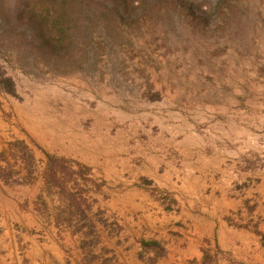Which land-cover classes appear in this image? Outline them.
<instances>
[{
  "label": "rangeland",
  "instance_id": "obj_1",
  "mask_svg": "<svg viewBox=\"0 0 264 264\" xmlns=\"http://www.w3.org/2000/svg\"><path fill=\"white\" fill-rule=\"evenodd\" d=\"M222 3L209 24L180 12L148 13L88 60L76 52L56 60L30 55L11 26L0 29V67L13 86L12 93L0 86L2 115L13 126L0 149V178L39 179L35 207L62 220L69 201L48 189L44 173L48 154L67 159L83 196L77 201L89 205L69 225L83 233L86 262L121 264L119 254L137 240L138 256L144 252L152 263L155 252L143 243L157 242L164 254L182 226L173 220L179 214L257 220L264 228V0ZM26 109L33 112L27 123L38 128L65 125L67 138L93 139L96 164L56 144L45 147L36 128L24 127ZM133 184L147 188L148 197ZM162 212L169 222H159V238L144 237L149 227L136 236L141 217ZM245 251L233 259L264 264L261 252ZM76 259L67 248L65 264Z\"/></svg>",
  "mask_w": 264,
  "mask_h": 264
},
{
  "label": "crops",
  "instance_id": "obj_2",
  "mask_svg": "<svg viewBox=\"0 0 264 264\" xmlns=\"http://www.w3.org/2000/svg\"><path fill=\"white\" fill-rule=\"evenodd\" d=\"M18 109L21 108L14 105L13 110L18 112ZM21 113L24 114H20L24 127L33 132L36 128L38 140L45 147L56 144L64 154L87 164H96L93 139H86L83 142L80 136L67 138L65 125L57 126V131L38 128L39 125L27 123L33 115L31 109L22 110ZM64 113L63 110L62 115ZM9 128L13 126H9L5 121L0 108V149L7 142ZM92 130L95 132L94 125ZM93 131L88 133V137L93 135ZM84 144L89 150L83 149ZM142 174L149 173L142 172ZM133 185L134 190L148 197L147 188ZM39 187V179L26 183H10L0 178V264H65V251L69 247L77 257L73 264H95V258H89L87 262L84 258L87 250L86 247L81 246L84 238L81 231L73 230L63 219H55L35 207L34 200L41 193ZM151 194L152 199L159 204V199ZM42 195L45 194L42 192ZM158 207L165 210L161 204ZM167 215L162 212L160 215L141 217L138 225L140 231L136 236L141 235L144 227H149L144 237L159 238L162 232L159 222L163 220L167 224L168 218L162 219L168 217ZM173 220L181 222L182 226L174 234L176 241L172 240L173 246L164 245L165 252L162 256L152 263L145 259L144 252L143 256L139 257L140 244L136 240L126 252L122 251L119 254L121 264H244L241 260L233 259L234 253H241L246 249L245 255L252 250L253 256L255 249V255L260 252L264 255L260 239L264 228L257 220L236 222L229 217L196 215L186 218L181 214ZM90 247L93 248L91 245ZM147 255L152 256V252Z\"/></svg>",
  "mask_w": 264,
  "mask_h": 264
},
{
  "label": "trees",
  "instance_id": "obj_3",
  "mask_svg": "<svg viewBox=\"0 0 264 264\" xmlns=\"http://www.w3.org/2000/svg\"><path fill=\"white\" fill-rule=\"evenodd\" d=\"M3 2L0 0L1 31L4 33V27L11 26L15 41L27 43L30 55L40 54L51 60L68 59L74 52L86 60L91 59L89 56L97 55L101 47L119 38L121 27L137 24L148 13L180 12L209 24L208 16L223 8L222 0L209 5L194 0H14L8 7ZM0 86L13 92L11 79L3 75L1 67ZM72 171L67 159L47 155L45 181L49 190L54 189L69 201L64 207L68 216L63 218L67 225L74 224L73 218L83 215L89 207L77 201V196L82 194L75 187ZM78 220L81 222L82 218ZM78 226L75 229L81 230L83 225ZM260 239L264 248V233ZM143 246L154 250L151 261L163 255V249L155 241L144 242Z\"/></svg>",
  "mask_w": 264,
  "mask_h": 264
}]
</instances>
